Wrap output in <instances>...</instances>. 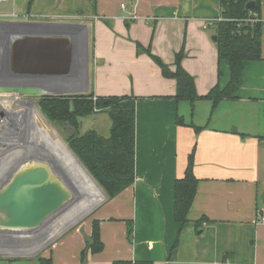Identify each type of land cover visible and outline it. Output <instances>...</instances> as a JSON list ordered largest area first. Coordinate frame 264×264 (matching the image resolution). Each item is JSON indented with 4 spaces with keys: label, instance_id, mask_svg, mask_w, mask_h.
Masks as SVG:
<instances>
[{
    "label": "crops",
    "instance_id": "crops-1",
    "mask_svg": "<svg viewBox=\"0 0 264 264\" xmlns=\"http://www.w3.org/2000/svg\"><path fill=\"white\" fill-rule=\"evenodd\" d=\"M219 17V0H97L96 5L91 0H12L9 10L0 13L6 25L39 26L18 29L31 34L30 60L27 65L26 45H20L14 76L61 78L46 84L55 92L72 87L95 98H136L133 185L81 220L58 222L56 229L64 230L53 232L41 257L53 264H264V34L262 61L245 64L238 99L216 107L204 99L176 101V81L165 78L147 54L137 52L138 43L150 47L173 71L181 53V66L204 97L230 80L228 63L218 61L213 40L217 26L209 25ZM48 24L88 27V83L76 78L71 86L67 81V37L51 36ZM9 31L2 27L0 35ZM203 103L209 104L211 116L197 122L191 111L197 113ZM194 127L203 130L197 133ZM193 150L197 193L182 226L174 216L175 184ZM94 221L100 223L104 250L82 263ZM32 260L37 258L0 262L34 264Z\"/></svg>",
    "mask_w": 264,
    "mask_h": 264
},
{
    "label": "trees",
    "instance_id": "trees-1",
    "mask_svg": "<svg viewBox=\"0 0 264 264\" xmlns=\"http://www.w3.org/2000/svg\"><path fill=\"white\" fill-rule=\"evenodd\" d=\"M96 5L97 0H91ZM255 3L252 10L246 5ZM264 0H219L222 22L216 27L218 61L227 62L230 80L227 86L217 84L204 97H199L194 78L181 66L182 54L177 56V67L173 71L151 48L137 44V52L147 54L160 68L165 78L174 79L177 84L176 101L194 103L199 99L209 100L216 107L222 101H236L243 85L245 64L262 61L264 29L261 23L246 22L249 18L262 16ZM221 72L219 71V79ZM37 106L51 124H60L67 132L64 141L86 167L109 199H114L135 181V134L136 98L133 96H113L95 98L93 93L74 96L41 97ZM98 113H107L112 121L110 137L105 139L95 131L80 134L81 119ZM178 124L184 121L179 118ZM197 133L203 129L194 127ZM194 150L189 155L183 178L176 181L174 216L182 226L187 223L193 205L198 180L193 173ZM132 232L129 233L131 239ZM104 250L101 241L100 223L93 222L92 236L81 254L82 263L89 254H99ZM14 260V259H9ZM40 264H53L51 258L37 257ZM114 264H153L151 262L118 261Z\"/></svg>",
    "mask_w": 264,
    "mask_h": 264
},
{
    "label": "water",
    "instance_id": "water-1",
    "mask_svg": "<svg viewBox=\"0 0 264 264\" xmlns=\"http://www.w3.org/2000/svg\"><path fill=\"white\" fill-rule=\"evenodd\" d=\"M255 7L254 2L246 5L247 10ZM19 23L0 22V30L8 28V35H0V92L17 93L33 100L45 96L85 95L87 91L70 88L66 92L51 91L46 84L57 83L61 78L53 76L22 77L14 76V64L20 62L18 55L20 45H26L25 61L29 65V33L18 29L24 27ZM39 27V26H38ZM51 36L63 34L69 46L67 57V81L71 86L80 78L88 83L89 77V30L78 24H48L45 26ZM19 37V39H18ZM22 37V38H21ZM17 39V40H16ZM55 42H57L56 38ZM217 41V37H213ZM61 43V40H60ZM56 46V44H55ZM57 59V57L55 56ZM9 85L8 89L4 86ZM43 116L35 101H31ZM44 117V116H43ZM76 159L79 166L102 192L104 200L92 207L88 214L109 200L93 176L72 152L67 143L61 140ZM46 161H29L9 175V181L0 188V259H34L51 245L48 236L53 226L67 213L77 201L76 194L70 189L69 181L61 173L53 159ZM87 215V214H86ZM58 235H56L57 237Z\"/></svg>",
    "mask_w": 264,
    "mask_h": 264
},
{
    "label": "built area",
    "instance_id": "built-area-1",
    "mask_svg": "<svg viewBox=\"0 0 264 264\" xmlns=\"http://www.w3.org/2000/svg\"><path fill=\"white\" fill-rule=\"evenodd\" d=\"M7 2L9 0H0V5ZM222 21L219 17L210 21L209 25L217 26ZM246 22L261 23L264 29L262 16L249 18ZM31 101L36 103L37 100L17 93L0 92V188L9 181V175L15 173L23 164L35 160L46 161L48 158L31 146L29 108H35ZM260 222L264 224V208L260 212Z\"/></svg>",
    "mask_w": 264,
    "mask_h": 264
},
{
    "label": "rangeland",
    "instance_id": "rangeland-1",
    "mask_svg": "<svg viewBox=\"0 0 264 264\" xmlns=\"http://www.w3.org/2000/svg\"><path fill=\"white\" fill-rule=\"evenodd\" d=\"M11 5H12V0H10L8 3L1 4L0 5V13H4L7 10H9V7ZM39 99L37 101H39ZM37 103L38 102H36V104ZM208 105L209 104L203 103L201 106L198 107V111L196 110L197 113H195L194 108H193V111H191V116L196 118L195 121L204 122V120H207L211 116L212 109H210L208 111ZM199 110H201V114L198 113ZM33 117L37 120L38 126L41 127L43 130H45V133L48 134V136H50L52 139H56V137H58L60 140L64 141V138L66 137L67 132H69V130H66L60 124H51L50 122H48V120H46L45 117L40 115V113L38 111H36V110H35V113L33 114ZM99 119H103V122L101 124L100 123L99 124L96 123V121H98ZM80 121H81V127L79 129V133L80 134H85L86 132H89V131H96V133H98L102 138L107 139V138L110 137V129H111L112 123H111V120H110V118H109L107 113H100V114H97L96 116L94 115V116H91V117H88V118H85V119H81ZM30 134H32V133L30 132ZM35 137H36V135L34 136V138ZM41 139L42 138L38 136V140H41ZM31 143H33V142L31 141ZM31 146H33L34 148H37V147H35V144L34 145L31 144ZM37 149H39V148H37ZM50 149H51V152H53L52 145L50 146ZM39 151L42 152L41 149H39ZM56 154H57V157L60 158L59 157V156H61L60 152H56ZM48 155L50 157V153L49 152L47 153L46 157L44 155L43 156L45 158H47ZM50 159H52V158L50 157L49 160ZM60 163H61V166H62V162L61 161H60ZM63 166H64V164H63ZM67 179H68V177H67ZM68 181H69V179H68ZM91 195H92L93 201L99 202V198H98L97 195H95V194H91ZM79 197H80V200L76 202L77 204L75 203L74 206L72 208H70L67 211V213L58 220V222H60V220H61L62 223H65V225H66L70 221L76 222L78 220H81L82 218H84V216H86V214H88V213H85V214L83 213L87 209V207H86L87 205H82V204H84V200H83L84 198L81 197L80 195H79ZM86 201H88V199H86ZM76 205H78V206L82 205V206L79 207L78 209H75ZM73 210L74 211L77 210L76 211L77 214H75V216L73 217L75 219L67 218L64 221L63 219L66 216L68 217V215L71 212H73ZM68 226H69V224H68ZM56 227H57V225L53 226L52 230L48 234L49 237L51 236V234H53V232H56V233H62L63 232V230H64L63 228L56 229ZM32 261H33L34 264H40L37 260H32ZM0 264H28V263L26 261H23L21 263H17V262H14V263H12V262H0Z\"/></svg>",
    "mask_w": 264,
    "mask_h": 264
},
{
    "label": "bare ground",
    "instance_id": "bare-ground-1",
    "mask_svg": "<svg viewBox=\"0 0 264 264\" xmlns=\"http://www.w3.org/2000/svg\"><path fill=\"white\" fill-rule=\"evenodd\" d=\"M35 110L36 109L34 107L29 108V115H30L29 122L32 132L31 141L33 142L31 144L33 145L35 144V147L41 149L44 155H47L48 152L50 153V157L53 159L55 164H57L61 173L64 174V176L68 177L70 189L73 190V192L76 194L77 201L80 200L79 197L80 195L81 197L84 198V199L82 198L84 200V204L82 205H87L88 207L89 206L94 207L96 203L102 202L104 200V196L102 192L97 188V186L93 183V181H91V179L85 173V171H83V169L79 166L74 156L68 150L67 146L58 137H56V139H52L50 136H48V134L45 133V130H43L41 127L38 126L37 120L33 117ZM35 135L36 137L34 138ZM38 136L41 137L42 139L38 140ZM51 145L53 152H51L50 149ZM56 152H60L61 156L58 155L60 158L57 157ZM60 161L62 162V166ZM91 194L97 195L99 198V202L93 201ZM86 199H88V201H86ZM74 204L71 206V208L74 206ZM82 205L79 206L76 205L75 209H78ZM91 208L92 207H89V209ZM73 212H71L70 214H72Z\"/></svg>",
    "mask_w": 264,
    "mask_h": 264
},
{
    "label": "flooded vegetation",
    "instance_id": "flooded-vegetation-1",
    "mask_svg": "<svg viewBox=\"0 0 264 264\" xmlns=\"http://www.w3.org/2000/svg\"><path fill=\"white\" fill-rule=\"evenodd\" d=\"M71 183V182H70ZM72 184V183H71Z\"/></svg>",
    "mask_w": 264,
    "mask_h": 264
}]
</instances>
